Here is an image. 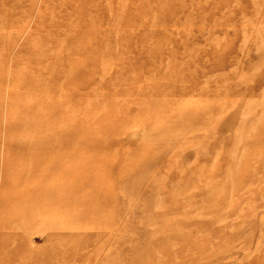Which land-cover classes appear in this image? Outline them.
I'll return each instance as SVG.
<instances>
[{
	"label": "rangeland",
	"instance_id": "374dc122",
	"mask_svg": "<svg viewBox=\"0 0 264 264\" xmlns=\"http://www.w3.org/2000/svg\"><path fill=\"white\" fill-rule=\"evenodd\" d=\"M0 264H264V0H0Z\"/></svg>",
	"mask_w": 264,
	"mask_h": 264
}]
</instances>
